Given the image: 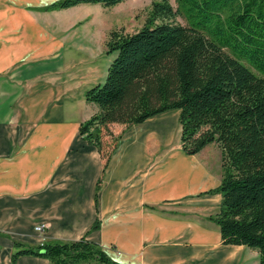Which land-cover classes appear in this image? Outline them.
<instances>
[{"label":"crops","instance_id":"obj_1","mask_svg":"<svg viewBox=\"0 0 264 264\" xmlns=\"http://www.w3.org/2000/svg\"><path fill=\"white\" fill-rule=\"evenodd\" d=\"M53 1L0 0V264H50L32 254L13 263L16 241L84 235L128 264H240L225 254L243 245L222 244L208 219L221 200L209 191L220 183L221 158L172 145L178 109L116 128L122 134L103 170L96 146L78 131L97 111L85 99L98 83L96 63L75 81L62 77L68 40L97 52L99 3L46 8Z\"/></svg>","mask_w":264,"mask_h":264},{"label":"trees","instance_id":"obj_2","mask_svg":"<svg viewBox=\"0 0 264 264\" xmlns=\"http://www.w3.org/2000/svg\"><path fill=\"white\" fill-rule=\"evenodd\" d=\"M122 1L56 0L46 8ZM175 1L177 9L169 0H154L145 23L133 32L110 31L105 47L113 57L106 76L85 91L97 111L78 131L96 146L104 170L122 134L115 133L118 127L178 109L180 141L188 154L207 141L195 139L197 130L211 128L222 176L209 190L219 192L221 200L208 219L218 226L222 244L256 248L264 264V0ZM177 14L187 24L176 21ZM97 227L95 220L90 229ZM14 247L13 263L32 254L50 264H128L86 235L36 246L16 241Z\"/></svg>","mask_w":264,"mask_h":264},{"label":"rangeland","instance_id":"obj_3","mask_svg":"<svg viewBox=\"0 0 264 264\" xmlns=\"http://www.w3.org/2000/svg\"><path fill=\"white\" fill-rule=\"evenodd\" d=\"M153 1L154 0H124L113 6H103L99 4L97 8L94 7L93 12L96 13L97 10V15L95 16L94 14L93 17L98 19V22L92 26V30H97L98 32V36L95 39V41L97 40L96 43L98 44V50L95 48L94 44H91L94 48L93 50H97L94 54L91 50L85 51L77 44L70 43L68 40L65 43L64 48V61L66 62L69 74L62 75V77L69 81L71 79H74L75 81L77 77H81L80 71L86 70L87 64L96 63V68L92 77L93 79H98V82L103 81L107 73V67L113 57L112 54H107L105 51V43L110 31L116 29L121 30L122 32L130 33L141 27L149 15ZM169 2L174 9H177V2L175 0H169ZM174 19L183 24H187L186 19L181 14H177ZM246 65L256 74H260L251 65L247 63ZM93 83L90 85H93ZM194 137L199 141H201V139L207 140L204 147H206L209 158H221L220 149L217 142L214 140L215 135L211 128L207 126L200 127ZM175 140L176 141L173 142L172 145H178L182 148L180 141V127L178 129V138ZM220 160L221 159H219V161ZM233 251L238 254L237 260L240 264H259V253L256 248L242 246L240 248H233ZM91 264L105 263L92 262Z\"/></svg>","mask_w":264,"mask_h":264},{"label":"bare ground","instance_id":"obj_4","mask_svg":"<svg viewBox=\"0 0 264 264\" xmlns=\"http://www.w3.org/2000/svg\"><path fill=\"white\" fill-rule=\"evenodd\" d=\"M223 252H225V251H223ZM220 254V256H223V253H219ZM225 258L227 259L226 261H234V260H236V259H238V254L237 253H235L233 250H231V251H228L226 254H225ZM237 256V257H236ZM241 260H243V259H241ZM221 262H217V264H220ZM225 263V262H224Z\"/></svg>","mask_w":264,"mask_h":264},{"label":"built area","instance_id":"obj_5","mask_svg":"<svg viewBox=\"0 0 264 264\" xmlns=\"http://www.w3.org/2000/svg\"><path fill=\"white\" fill-rule=\"evenodd\" d=\"M35 229H36L38 232L42 233L43 230H44V224H43V223H42V224H37V225L35 226Z\"/></svg>","mask_w":264,"mask_h":264}]
</instances>
